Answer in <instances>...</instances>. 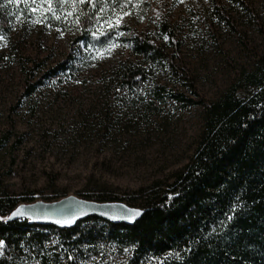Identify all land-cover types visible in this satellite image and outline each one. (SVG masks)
Returning <instances> with one entry per match:
<instances>
[{
	"label": "rangeland",
	"instance_id": "obj_1",
	"mask_svg": "<svg viewBox=\"0 0 264 264\" xmlns=\"http://www.w3.org/2000/svg\"><path fill=\"white\" fill-rule=\"evenodd\" d=\"M146 1L141 16L114 18L110 27L127 30L101 49L40 22H15L8 38L0 37V191L21 203L75 195L141 208L155 182H169L189 162L202 108L171 95L211 101L240 85L264 53V0ZM134 32L152 34L164 53L145 64L147 80L132 105L111 73L125 59L140 60L119 41ZM61 61L73 72L45 79L25 96L26 80ZM156 86L164 87L161 97Z\"/></svg>",
	"mask_w": 264,
	"mask_h": 264
},
{
	"label": "trees",
	"instance_id": "obj_2",
	"mask_svg": "<svg viewBox=\"0 0 264 264\" xmlns=\"http://www.w3.org/2000/svg\"><path fill=\"white\" fill-rule=\"evenodd\" d=\"M147 7L146 0H0V37L9 36L15 22L22 27L40 22L71 29L78 43L101 49L114 43L118 30H127L110 27L114 18L141 16ZM212 7L223 18L217 2ZM161 29L167 30L166 23ZM119 41L140 58L121 61L111 73L126 94L124 103L134 105L131 98L147 80L145 64L161 58L164 49L147 32ZM73 70L66 61L44 70L36 81L26 80L25 96L45 79ZM163 92L156 86V97ZM172 96L202 108L196 148L169 182H155L146 191L137 221L114 224L88 217L62 229L9 221V212L25 200L2 190L0 264H264V53L240 85L214 100Z\"/></svg>",
	"mask_w": 264,
	"mask_h": 264
},
{
	"label": "water",
	"instance_id": "obj_3",
	"mask_svg": "<svg viewBox=\"0 0 264 264\" xmlns=\"http://www.w3.org/2000/svg\"><path fill=\"white\" fill-rule=\"evenodd\" d=\"M20 212L13 215L16 210ZM143 213L121 201H95L75 195L64 196L55 201L20 203L8 214V220H27L29 224L71 228L88 217H97L114 224L131 225Z\"/></svg>",
	"mask_w": 264,
	"mask_h": 264
},
{
	"label": "snow or ice",
	"instance_id": "obj_4",
	"mask_svg": "<svg viewBox=\"0 0 264 264\" xmlns=\"http://www.w3.org/2000/svg\"><path fill=\"white\" fill-rule=\"evenodd\" d=\"M117 24H119V19H117ZM19 212H20V210L17 209L16 212L13 213V215H16ZM2 245H3V241H0V246H2Z\"/></svg>",
	"mask_w": 264,
	"mask_h": 264
}]
</instances>
